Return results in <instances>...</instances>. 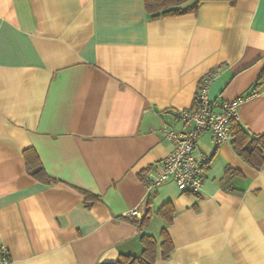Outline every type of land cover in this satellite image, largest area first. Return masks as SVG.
Returning <instances> with one entry per match:
<instances>
[{
  "label": "crops",
  "instance_id": "crops-1",
  "mask_svg": "<svg viewBox=\"0 0 264 264\" xmlns=\"http://www.w3.org/2000/svg\"><path fill=\"white\" fill-rule=\"evenodd\" d=\"M263 67L264 0H203L159 18L144 0H0V244L14 264L141 256L142 235L160 245L164 227L173 250L163 259L159 246L155 264H264V165L231 140L199 136L210 158L199 193L145 182L174 148L165 126L189 128L177 114L206 74L209 98H242L237 121L264 132ZM28 148L56 181L27 170ZM149 201V224L127 218ZM167 203L170 223L157 213Z\"/></svg>",
  "mask_w": 264,
  "mask_h": 264
},
{
  "label": "built area",
  "instance_id": "built-area-1",
  "mask_svg": "<svg viewBox=\"0 0 264 264\" xmlns=\"http://www.w3.org/2000/svg\"><path fill=\"white\" fill-rule=\"evenodd\" d=\"M212 75L206 74L201 79L193 105L178 111L177 118L189 124V128L176 131L165 126L174 148L147 171L145 182L149 189L171 180L183 192H201L205 166L210 158L199 149V136L203 132H210L215 146L234 137L232 121L238 120L237 109L242 98L211 100L208 86ZM138 213V208L132 209L127 217L134 219ZM0 264H14L10 249L4 244H0Z\"/></svg>",
  "mask_w": 264,
  "mask_h": 264
},
{
  "label": "trees",
  "instance_id": "trees-1",
  "mask_svg": "<svg viewBox=\"0 0 264 264\" xmlns=\"http://www.w3.org/2000/svg\"><path fill=\"white\" fill-rule=\"evenodd\" d=\"M203 0H144L146 10L151 14L152 18H159L166 15H180L198 9L200 2ZM235 3L236 0H230ZM201 82V81H200ZM264 83V67L258 78L254 88L259 89ZM200 84V83H199ZM194 103V102H193ZM193 105V104H192ZM232 128L234 137L231 142L234 145L236 152L251 166L260 169L264 165V132L256 135L249 134L242 125L237 121H232ZM25 163L27 170L38 180L50 183L56 181L51 177L41 159L34 148H28L24 151ZM226 173L230 176L236 172L232 167L226 168ZM229 176V177H230ZM228 182V181H227ZM226 184L230 190H234L230 182ZM83 193L87 201H94L98 196L90 191L84 190ZM158 215L165 218L168 223L172 220L173 207L170 203L161 206ZM129 218V217H127ZM152 218V210L150 201L145 215L142 218L131 219L135 224L143 227L150 223ZM162 241L159 245L154 235H142V242L144 244V251L141 256L121 254L115 261L103 262L101 264H155L159 256V246L161 247V257L166 259L173 250V241L164 227L161 230Z\"/></svg>",
  "mask_w": 264,
  "mask_h": 264
}]
</instances>
